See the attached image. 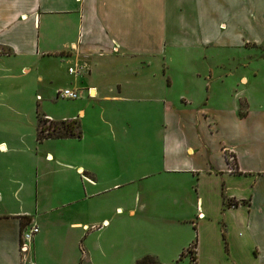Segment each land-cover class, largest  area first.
I'll return each mask as SVG.
<instances>
[{
	"label": "crops",
	"instance_id": "0c3cea01",
	"mask_svg": "<svg viewBox=\"0 0 264 264\" xmlns=\"http://www.w3.org/2000/svg\"><path fill=\"white\" fill-rule=\"evenodd\" d=\"M210 46L263 64L264 0H0V264H192V244L194 264H264V75L199 125ZM182 49L196 64L165 63ZM58 81L80 98L55 118L38 90ZM38 113L81 136L38 140Z\"/></svg>",
	"mask_w": 264,
	"mask_h": 264
},
{
	"label": "rangeland",
	"instance_id": "374dc122",
	"mask_svg": "<svg viewBox=\"0 0 264 264\" xmlns=\"http://www.w3.org/2000/svg\"><path fill=\"white\" fill-rule=\"evenodd\" d=\"M169 49V48H168ZM170 50V49H169ZM181 52L178 53H171L167 55V58L165 59L166 64H196L191 62V56L192 54L195 55L193 52H188L186 49L180 50ZM208 52V59H209V64H211L212 68V76L209 81V89L207 91V96L210 98V103L207 104L208 106L206 107V110L199 111L197 109V117H198V122L199 125H206V122L208 120L205 115H209L210 117V122H221V114L219 113L220 107H229L231 105L232 101V94L233 92V87L235 86L236 80L239 78L241 73H246L249 74L251 70L257 68L259 71V74L264 75V63L263 64H258L256 63V60L258 57H256V53L254 51H246L244 49L240 50L237 47H230V48H223V47H217V46H210L209 50H206ZM0 53H8L7 50L4 48H0ZM221 57L224 59V61L221 63V66H215L214 62L218 60L217 57ZM165 56L163 55L162 58ZM248 59V60H247ZM246 64V66H242V64ZM164 64V63H162ZM170 72V70H169ZM75 76V75H74ZM80 76V75H77ZM76 76V77H77ZM164 79V78H163ZM221 80H224L223 82ZM52 83L49 89H46L44 92L41 90L39 91V94L42 95V106H41V111L43 113H48L50 115H53L55 118H60L61 115H63L65 108V101H71V100H66V99H60L56 97V92H55V98L52 97L51 91L58 86V83ZM178 87H183L182 85H179ZM70 89H75V88H70ZM51 90V91H50ZM79 91L80 95V90L75 89ZM38 99V98H37ZM40 99V98H39ZM204 99L202 102L198 103L195 102L192 106L188 107V110L194 111L197 107H203ZM244 106L241 103L239 106V112L243 113ZM38 118V127L39 126H44L48 127L49 125L52 126L55 123H58L60 121L58 120H51L50 117L48 116H42L40 113L37 114ZM47 118V119H46ZM44 120V122L39 121ZM74 120V119H73ZM76 120V119H75ZM63 121V120H61ZM69 121V120H66ZM77 121V120H76ZM159 118L154 117V121L149 122L147 119V129H146V140L148 142H156L158 138V131H159ZM75 132L79 129V124H75ZM202 128V127H200ZM39 129V128H38ZM51 131V130H49ZM48 130H46L43 135H47ZM47 139H54V138H47ZM57 139V138H56ZM193 245H191L187 251L189 256L191 257V262L194 264V259H193Z\"/></svg>",
	"mask_w": 264,
	"mask_h": 264
},
{
	"label": "trees",
	"instance_id": "16d2710c",
	"mask_svg": "<svg viewBox=\"0 0 264 264\" xmlns=\"http://www.w3.org/2000/svg\"><path fill=\"white\" fill-rule=\"evenodd\" d=\"M39 121H42L39 119ZM45 119L42 121L44 122ZM77 121L74 119L66 121H60L58 123H55L52 126L44 127V126H39L38 132H37V139L38 140H43L47 138H69V137H75L79 138L81 136L80 130L78 129L77 132H75V124ZM48 130L47 135H43V133ZM51 130V131H49ZM232 166V165H231ZM233 166H235L233 164ZM224 203L226 206H232V205H237V201L231 200L229 198L224 197ZM193 248L195 244H192ZM193 250V249H192ZM194 259V255H193ZM134 264H162L154 255L151 254H145L138 259L135 260Z\"/></svg>",
	"mask_w": 264,
	"mask_h": 264
},
{
	"label": "built area",
	"instance_id": "2783aa9c",
	"mask_svg": "<svg viewBox=\"0 0 264 264\" xmlns=\"http://www.w3.org/2000/svg\"><path fill=\"white\" fill-rule=\"evenodd\" d=\"M68 73L72 75H81L82 69L81 67L75 66L68 68ZM86 93L88 96L91 95V90L86 89ZM56 97L60 99L66 100H76L80 98L79 91L73 90L70 88L60 89L56 92ZM47 119V118H46ZM39 229L36 225H30L22 228L19 237V249L21 251H26L28 249L29 244L31 243L34 236L38 233Z\"/></svg>",
	"mask_w": 264,
	"mask_h": 264
},
{
	"label": "bare ground",
	"instance_id": "6f19581e",
	"mask_svg": "<svg viewBox=\"0 0 264 264\" xmlns=\"http://www.w3.org/2000/svg\"><path fill=\"white\" fill-rule=\"evenodd\" d=\"M92 93L94 94V92L92 91Z\"/></svg>",
	"mask_w": 264,
	"mask_h": 264
}]
</instances>
